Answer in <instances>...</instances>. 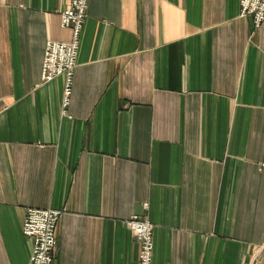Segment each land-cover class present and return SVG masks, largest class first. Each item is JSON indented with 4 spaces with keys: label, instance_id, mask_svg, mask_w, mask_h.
I'll list each match as a JSON object with an SVG mask.
<instances>
[{
    "label": "crops",
    "instance_id": "obj_1",
    "mask_svg": "<svg viewBox=\"0 0 264 264\" xmlns=\"http://www.w3.org/2000/svg\"><path fill=\"white\" fill-rule=\"evenodd\" d=\"M71 0H0V264L30 208L62 213L53 264H264V24L241 0H90L73 94L42 82Z\"/></svg>",
    "mask_w": 264,
    "mask_h": 264
},
{
    "label": "built area",
    "instance_id": "obj_2",
    "mask_svg": "<svg viewBox=\"0 0 264 264\" xmlns=\"http://www.w3.org/2000/svg\"><path fill=\"white\" fill-rule=\"evenodd\" d=\"M90 0H71L61 14V24L71 31L68 42L49 41L42 66V82L65 79L64 107L70 103L81 34L88 15ZM242 15L253 19L255 28L264 24V0H241ZM62 213L56 210L30 208L24 220L23 233L33 241L29 264H53L58 246L57 227ZM128 226L140 244L139 264H154V225L146 217L133 215Z\"/></svg>",
    "mask_w": 264,
    "mask_h": 264
}]
</instances>
